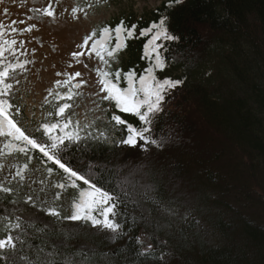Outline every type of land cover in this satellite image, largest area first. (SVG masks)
I'll list each match as a JSON object with an SVG mask.
<instances>
[{
    "label": "trees",
    "instance_id": "1",
    "mask_svg": "<svg viewBox=\"0 0 264 264\" xmlns=\"http://www.w3.org/2000/svg\"><path fill=\"white\" fill-rule=\"evenodd\" d=\"M78 1L98 7L117 0ZM164 14L172 17L171 27L181 39L162 41L169 66L158 74L180 79L178 71H185L188 79H195L173 89L158 114L155 132L166 139V146L145 149L92 141L73 144L65 153L78 169L94 162L98 182L122 197L123 231L117 236L94 223L75 226L79 233H96L107 247L85 259L43 248L36 234L41 224L24 219L22 231L34 258L54 264H264V0H185L175 7L166 2L150 14L107 22L100 29L125 18L141 26L117 57L128 55L125 62L112 70H135L143 76L152 67L156 61L148 56L150 37L143 29ZM118 42L117 37L113 46ZM207 66L212 72L199 82ZM16 102L22 105L20 93ZM121 115L143 124L138 114L121 109ZM2 138L7 145L8 138ZM133 150L145 154L136 158L129 154ZM17 152L49 169L59 167L40 150ZM124 161L140 166L150 184L144 185V176L139 180L125 172ZM56 173L70 179L62 168ZM121 177L130 178L131 195L119 190ZM82 187H88L86 182ZM113 245L117 247L109 249Z\"/></svg>",
    "mask_w": 264,
    "mask_h": 264
},
{
    "label": "snow or ice",
    "instance_id": "2",
    "mask_svg": "<svg viewBox=\"0 0 264 264\" xmlns=\"http://www.w3.org/2000/svg\"><path fill=\"white\" fill-rule=\"evenodd\" d=\"M184 2L185 0H169V6L175 7ZM2 3L3 0H0V4ZM59 7L57 0H51V4L46 9H34V11H40L52 18H57L61 14ZM11 11L8 9L9 13ZM74 11L79 19L81 18L80 13L82 11L87 12V8L78 6ZM171 20L170 15L164 14L159 21H154L151 27L143 29V35L150 37L147 44L148 56L155 58L156 61L143 76L135 70L126 73L124 69L106 70L110 68L119 53L128 47V41L137 37L138 30H140V24L131 25L127 18L115 27L108 24L102 29H96L81 45L84 51L73 54L80 58L85 57V55L98 54L105 65L104 68L97 69L103 78V92L108 93L103 99L115 102L119 109H123L127 113L138 114L142 118L143 124H137L119 113H114L111 116V119L119 125L127 126L125 138L119 141L121 144L142 146L145 149L150 148L152 144L160 147L166 146V139L158 136L155 132L156 120L158 114L165 110V102L172 90L186 83L185 79L161 78L158 74V69L169 66V58L166 52L162 51L165 48L162 41L181 39L173 31ZM20 23L21 21L15 20L11 25L7 22L0 24V137L8 138V143L0 151V155L15 154L17 150L25 153L42 151L47 157V162L55 161L59 166L48 169L49 172L56 173L62 168L70 177L59 187L62 189L75 187L81 189V192L69 214L65 213L63 206L59 203L65 198L64 191L57 194V203L54 205H40L38 198L32 195L28 197L29 202L44 207L47 212L59 220L92 222L97 227L102 226L118 236L124 229V224L121 222L122 197L98 182L97 165L94 162L87 169H78L65 154L73 144L83 145L92 139L105 141L110 139L109 131L101 129L91 121L85 124L84 120L78 121L76 118L79 115V113L74 112L77 108L76 101L86 94L79 90L91 83L88 79L81 81L79 78L85 77L87 73L83 71L68 73L67 75L71 79L67 82L59 80L57 84L69 90L59 93L56 89L51 90L52 95L56 96V103L59 106L57 111L49 112L48 116L57 119L44 122L34 133L19 118L25 115L24 106L16 102L20 91L19 86L24 83L21 77L30 73L29 65L35 64L36 61L19 55L24 52V49L19 45L21 43L27 45L29 41L17 39L16 34L34 31L40 27L38 24H30L27 28H20L18 26ZM23 23L27 24L28 21L25 20ZM117 37L119 42L113 46L112 42ZM89 45H93L90 50ZM36 51L38 52L39 49ZM83 62L81 60V63ZM88 66L92 67L91 64ZM60 75H65V73H60ZM125 78L128 82L127 87L124 86ZM96 95L99 96L100 94L97 93ZM61 101L65 102L61 104ZM48 103H53L51 96L48 98ZM89 129H94V131L89 132ZM97 132L100 133L99 136L96 135ZM4 168L5 165L0 164V175L3 174ZM31 169L32 165L28 164L23 167V170L13 175L21 177L23 182L27 184L29 181L28 173ZM82 182H86L88 187H82ZM130 183L129 177H121L119 190L131 195L128 192ZM0 191L11 193L16 192L17 189L9 186L5 181L0 183ZM45 191H47L46 188ZM5 220L9 221L6 227L4 226L5 221H0V261L4 264H54L52 260L45 262L43 257L34 258L28 253L29 242L25 240L22 231L26 229L24 218L18 217L13 220L11 216H8ZM40 230L46 232L48 228L40 226ZM154 247L155 245L146 246L145 251H151ZM84 258H88L87 252L84 253ZM63 264H70V262L64 261ZM75 264H80V261L77 260Z\"/></svg>",
    "mask_w": 264,
    "mask_h": 264
},
{
    "label": "rangeland",
    "instance_id": "3",
    "mask_svg": "<svg viewBox=\"0 0 264 264\" xmlns=\"http://www.w3.org/2000/svg\"><path fill=\"white\" fill-rule=\"evenodd\" d=\"M57 2L60 5L59 12L61 13L57 18H52L40 11H34V9H46L51 4V0H3V3L0 4V17H2L0 18V24L7 22L11 25L13 21L19 20L21 21L18 25L20 28H27L30 24L40 25L34 31L16 34L17 39L21 41L27 39L29 41L27 45L23 43L19 45L24 49V52L19 55L36 61L35 64L29 65L30 73L21 77L24 83L19 86V93L22 106L25 108V115L21 117V120L27 128L35 133L37 128L42 126L44 122L57 119L48 116L49 112L57 111L56 108L59 106L56 103L57 98L52 95L51 90L56 89L57 93L69 90L58 85L57 81L64 80L67 82L71 79L67 75L68 73L83 71L87 75L80 77L79 80L88 79L91 83L84 86V89L79 90L84 91L86 94L76 101L77 108L74 112L79 113L76 118L78 121L84 120L85 124L91 121L101 129L110 132L109 140L92 139L87 142L105 141L110 145H119L121 144L119 141L125 138L126 129L111 119L114 113L121 114L118 104L103 99L108 93L103 92V78L97 71L98 68L105 67L102 58L98 54L85 55L82 58L73 54L84 51L81 45L85 43L87 37L107 22L117 21L124 16L150 14L169 0H117L98 7L82 6L78 0H57ZM78 6L87 7V12L82 11L79 19L74 11ZM8 9L12 10L11 13L8 12ZM25 20L28 21L27 24L23 23ZM92 46L89 45V50ZM36 49H39V51L37 52ZM127 57L128 55L115 58L110 68L106 70H112L113 65L119 66L125 62ZM81 60L84 62L81 63ZM89 64L92 67H89ZM202 70L205 75L199 76L201 79L199 82L204 80V76H209L212 72L210 66ZM60 73H65V75H60ZM177 75L189 84H192L195 80L192 77L188 79L185 71H178ZM97 93L100 95L97 96ZM50 96L53 100L52 104L48 103ZM94 109L95 111H93ZM91 131H94V129H89V132ZM96 135L99 136L100 133L97 132ZM5 146V139L0 137V151ZM140 152L133 150L129 154L135 155L136 158L137 155L145 154L144 152L140 154ZM122 158L126 159L125 156H122ZM147 163L149 165L151 161L145 162V165ZM0 164L5 165L3 174L0 175V183L6 181L9 186L17 189L16 192L11 193L0 191V214H2L0 215V221H5V227L9 223L5 220L6 217L11 216L13 220L22 217L48 228L46 232H36L41 239L43 248L47 250L56 249L67 255L83 256L85 252L91 255L99 251H105L107 247L101 245L95 238L96 233H79L76 231L78 227L75 226H81L82 221L59 220L40 206L56 204L57 194L64 191L65 198L59 203L63 206L65 213L69 214L75 201L79 198L81 189L75 187L60 188L59 185L66 180L63 175L49 172V168L43 162L38 159H31L19 152L0 155ZM28 164L32 165V169L28 173L29 181L25 184L21 177L13 174L23 170V167ZM122 164L126 166L127 171L125 172L129 173L131 171L136 179L144 176L141 181L144 185L150 184V179L141 173L140 166L131 163V161L127 164L124 161ZM45 188L47 191H45ZM30 195L36 196L40 201V205L30 203L28 200ZM178 211L182 217L186 216V212L183 210ZM89 223L92 222H85V226L90 227ZM23 234L25 237V233ZM100 235L107 236L104 232H101ZM25 238L28 239V236ZM116 247L117 245H113L109 249L114 250ZM101 264L117 263L110 261Z\"/></svg>",
    "mask_w": 264,
    "mask_h": 264
}]
</instances>
